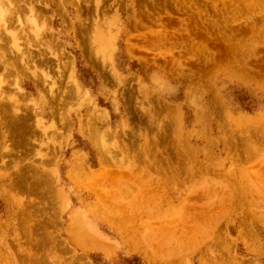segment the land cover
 Returning <instances> with one entry per match:
<instances>
[{"label":"rangeland","instance_id":"obj_1","mask_svg":"<svg viewBox=\"0 0 264 264\" xmlns=\"http://www.w3.org/2000/svg\"><path fill=\"white\" fill-rule=\"evenodd\" d=\"M0 264H264V0H0Z\"/></svg>","mask_w":264,"mask_h":264}]
</instances>
